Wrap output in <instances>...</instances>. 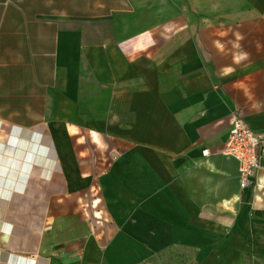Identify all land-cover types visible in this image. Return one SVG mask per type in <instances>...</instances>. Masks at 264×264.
I'll use <instances>...</instances> for the list:
<instances>
[{
    "label": "crops",
    "instance_id": "1",
    "mask_svg": "<svg viewBox=\"0 0 264 264\" xmlns=\"http://www.w3.org/2000/svg\"><path fill=\"white\" fill-rule=\"evenodd\" d=\"M264 0H0V264H263Z\"/></svg>",
    "mask_w": 264,
    "mask_h": 264
},
{
    "label": "built area",
    "instance_id": "2",
    "mask_svg": "<svg viewBox=\"0 0 264 264\" xmlns=\"http://www.w3.org/2000/svg\"><path fill=\"white\" fill-rule=\"evenodd\" d=\"M224 153L237 161L240 187L251 186L264 153V131H254L239 114L234 113L224 142Z\"/></svg>",
    "mask_w": 264,
    "mask_h": 264
},
{
    "label": "rangeland",
    "instance_id": "3",
    "mask_svg": "<svg viewBox=\"0 0 264 264\" xmlns=\"http://www.w3.org/2000/svg\"><path fill=\"white\" fill-rule=\"evenodd\" d=\"M264 264V263H263Z\"/></svg>",
    "mask_w": 264,
    "mask_h": 264
}]
</instances>
